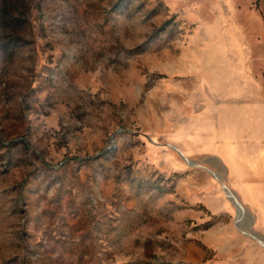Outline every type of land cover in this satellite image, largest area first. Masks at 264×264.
<instances>
[{
  "label": "rangeland",
  "instance_id": "374dc122",
  "mask_svg": "<svg viewBox=\"0 0 264 264\" xmlns=\"http://www.w3.org/2000/svg\"><path fill=\"white\" fill-rule=\"evenodd\" d=\"M231 98L264 111V0H0V264H264L197 166Z\"/></svg>",
  "mask_w": 264,
  "mask_h": 264
},
{
  "label": "crops",
  "instance_id": "0c3cea01",
  "mask_svg": "<svg viewBox=\"0 0 264 264\" xmlns=\"http://www.w3.org/2000/svg\"><path fill=\"white\" fill-rule=\"evenodd\" d=\"M230 101L233 105L229 110L219 106L207 119L208 130L213 132L212 142L220 146V152L199 156L197 166L207 167L219 176V182L227 185L243 206L241 217H235L232 208L224 207V211L229 210L228 229L232 233L241 230L256 236L250 239L238 234V242L230 245L229 256L239 262L251 258L262 263L259 255L264 253V111L251 102L243 105L240 98ZM214 102L220 104L217 100ZM183 114L180 124L184 125L187 116ZM199 124L201 126L202 122ZM205 160L213 163H204ZM223 191L231 198L225 187ZM235 246L240 248L239 253L232 249ZM243 246L245 251H242Z\"/></svg>",
  "mask_w": 264,
  "mask_h": 264
},
{
  "label": "bare ground",
  "instance_id": "6f19581e",
  "mask_svg": "<svg viewBox=\"0 0 264 264\" xmlns=\"http://www.w3.org/2000/svg\"><path fill=\"white\" fill-rule=\"evenodd\" d=\"M222 185H223V187H225L226 189H228L227 185H225L224 183H222ZM229 191H230V190H229ZM229 194H230L231 198H233V196L235 197V201H236V203L239 204V208H240V210L242 211V208L240 207V206H242V204H241V202L239 201V199L236 198V196H235V194L233 193V191H232V192L230 191ZM234 203H235V202H234Z\"/></svg>",
  "mask_w": 264,
  "mask_h": 264
}]
</instances>
